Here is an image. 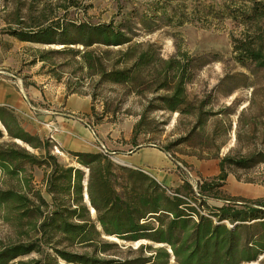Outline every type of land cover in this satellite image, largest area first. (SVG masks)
<instances>
[{
	"label": "trees",
	"instance_id": "16d2710c",
	"mask_svg": "<svg viewBox=\"0 0 264 264\" xmlns=\"http://www.w3.org/2000/svg\"><path fill=\"white\" fill-rule=\"evenodd\" d=\"M59 1L63 10L89 7L77 0ZM203 1L153 0L142 8L138 22L131 20L134 10L117 20L96 23L44 18L31 30L12 29L8 35L19 42L62 46L38 55L40 62L64 56L63 62L46 71L56 82L65 69L93 77L97 88L120 85L140 98V112L128 141L134 149L151 113L176 114L190 121L184 135L166 146L176 148L196 130L201 132L211 117L228 110L212 112L206 108L209 96L195 101L186 93L196 73L212 60L190 55L177 44L168 58L161 59L154 43L135 41L137 32L151 33L157 22L158 29L182 25L207 29L212 21L228 19L252 28L264 19V0ZM229 41L234 64L264 72V40L257 30L230 36ZM225 79L229 78L224 75L216 88ZM68 88L66 84L64 98L75 94ZM21 123L10 108L0 106V220L13 231V240L0 245V264H168L170 259L174 264H248L264 255L263 200L224 199L218 206L205 201L216 198L229 169L264 165V148L240 156L219 157V147L189 154L198 160L215 159L218 168L216 176L196 184V194L184 181L170 189L194 203V208L180 197L168 196V188L143 171L99 153L66 151L72 163H60L51 153L52 140L29 134ZM33 168L42 172L48 201L34 187ZM180 189H186L190 197ZM103 238L123 244L145 242L137 251L148 255L101 257L116 247ZM31 254L35 257L17 260Z\"/></svg>",
	"mask_w": 264,
	"mask_h": 264
},
{
	"label": "rangeland",
	"instance_id": "374dc122",
	"mask_svg": "<svg viewBox=\"0 0 264 264\" xmlns=\"http://www.w3.org/2000/svg\"><path fill=\"white\" fill-rule=\"evenodd\" d=\"M151 1L153 0H77L78 3L89 6L83 11L78 7L63 10L58 7L61 4L59 0H0V84L10 85L20 97L24 96L25 88L28 87L40 92L46 91L48 87L50 92L61 88L64 96L67 84L68 90L75 91L72 95L86 97L89 101V109L85 115H74L75 118L60 116L58 113L68 114L66 111L58 110L62 105L48 102L43 108L54 113L49 114V119L43 120L39 113L34 111V121L27 120L35 127L42 125L46 129L44 125H48L47 130H44L46 132L44 138L52 140L55 147L51 149V153L60 163H72L63 142L74 139V128L83 125L91 134L89 143L95 146L101 144L108 152L121 150L124 153L125 151L134 153L138 148L159 151L164 155L162 160L174 170L180 185L184 181L194 189L197 179L212 178L211 172L217 167V160H198L189 154H200L198 152L202 149L214 150L219 147V157L225 154L240 156L264 148V72L252 67L248 71L234 64L231 61L229 41L230 36L239 37L243 32L256 30L264 40V19L259 20L252 28H246L237 21L228 19L220 22L212 21L207 29L191 25L162 26L158 29L157 22L154 23L157 28L155 31L137 32L135 41L154 43L159 48L158 54L161 59L168 58L177 44L190 55H203L207 56V60H212L196 73L193 81L186 86V93L190 99L195 98V101L209 96V105L206 108L212 112L228 108L223 114L211 117L203 130L201 132L196 130L187 143L168 149L166 146L170 142L184 135L189 127L187 122L190 121L176 114L151 113L146 117L144 125L137 134V149H131V145L128 144L131 132H128L131 131L140 112V98L127 92L120 85L105 84L97 88L93 77H80L78 73H68L65 69L61 70L58 75L59 80L56 82L46 71L52 65L63 62L64 56L53 55L51 60L40 62L38 55L41 51L59 50L62 46L19 42L8 35L9 30H31V26L41 23L44 18H61V16L75 21L96 23L107 22L112 17L117 20L119 15L134 10L131 20L138 22L142 8ZM212 1L220 3L225 0ZM185 4H189V0H185ZM147 22L153 26L152 21ZM74 49L81 48L76 46ZM224 75L229 79L223 80L216 88L218 81ZM64 100L63 97L62 104ZM124 137L128 142L126 145L123 144ZM119 143L123 146L122 149H119ZM110 157L116 163L123 159L119 154H112ZM227 174H229V182H224L217 191L215 199L205 200L207 204L219 205L221 199L264 200V165L258 164L248 170L231 168ZM33 184L41 191L40 176L34 178ZM180 193L190 197L186 189H180ZM11 240H13L12 229L0 220V245ZM103 240L115 243L116 247H111L107 253L100 254L101 257L133 258L137 255H148L145 250L137 251L138 246L145 242L123 244L109 238ZM159 246L153 245V248ZM71 250L80 252L79 249ZM34 257L35 255L31 254L17 260ZM57 264L64 263L58 261ZM168 264L174 263L170 259ZM253 264H264V255Z\"/></svg>",
	"mask_w": 264,
	"mask_h": 264
},
{
	"label": "crops",
	"instance_id": "0c3cea01",
	"mask_svg": "<svg viewBox=\"0 0 264 264\" xmlns=\"http://www.w3.org/2000/svg\"><path fill=\"white\" fill-rule=\"evenodd\" d=\"M63 92L61 88H56L55 92H50V88H46V91H37L34 88H25V94L23 97H20L18 92H16L10 85L8 84H0V106H5L10 108L14 114H16L21 120V127L24 131L28 132L29 134H35L40 138H44L46 134V130L48 125H44L46 129L38 126H34L32 123L28 122L27 120L34 121L35 112L39 113L40 117L43 120H47L50 118L49 114H54L53 112H48L44 109V105L48 102H54V104L62 105L61 108L58 110L66 111L68 114L65 113H58L60 116L68 117V118H75L76 116L85 115L89 109V101L86 97H78L75 95H69L65 97L64 104H62L63 100ZM50 108V107H48ZM35 111V112H34ZM32 112V113H31ZM33 114V115H32ZM55 119L57 117H54ZM67 120V119H64ZM78 120V119H77ZM45 130V131H44ZM131 131L129 130L128 133ZM73 133L75 134L74 139L72 140H65L63 142L64 148L67 151L71 152H90V153H97V146L89 143V138L91 136L90 132L88 131L87 127L85 128L83 125H79L74 128ZM125 137L123 138V144L126 145ZM129 144V143H128ZM130 145V144H129ZM119 143V149H122ZM131 149L133 147L130 146ZM129 152H110V154H119V156H123V159L119 160L121 165L126 167L139 169L146 173L149 177L155 180L159 185L168 188L174 189L180 186V182L178 180L177 175L175 174L172 167L167 166V163L162 160L164 155L161 154L159 151L154 149H147V148H138L134 153ZM202 169H200L201 171ZM218 174V168L212 169L211 176L214 177ZM32 176L33 182L34 178L40 176V187H41V196L48 201L49 197L44 193L43 186L41 184V177L42 172L39 169L33 168L32 169ZM229 174H227L225 181L229 182ZM202 180H208L202 178ZM224 199H221V201ZM243 200V199H237ZM257 200V199H255ZM261 200V199H260ZM264 201V200H263ZM209 205V204H208ZM220 205V204H219ZM211 206H218V205H211ZM92 213V212H91ZM263 256L258 257L256 262ZM256 262L248 263L253 264Z\"/></svg>",
	"mask_w": 264,
	"mask_h": 264
},
{
	"label": "built area",
	"instance_id": "2783aa9c",
	"mask_svg": "<svg viewBox=\"0 0 264 264\" xmlns=\"http://www.w3.org/2000/svg\"><path fill=\"white\" fill-rule=\"evenodd\" d=\"M97 153H99L100 155H102V156H104V157H108V158L111 159V157H110V155H111L110 152H108V151L104 148V146L101 145V144H99V145L97 146ZM199 182H200V180L197 179L196 182H195V187H194V189H192V191H193L194 194L197 193V190H196V184L199 183ZM165 193H166L168 196H177V197H180V198L186 200V201H187L192 207L196 208L194 203H192L191 201L185 199L184 197H182V196L179 195V194H175V193H173V191L170 190V189H166V190H165ZM196 210H197V209H196Z\"/></svg>",
	"mask_w": 264,
	"mask_h": 264
},
{
	"label": "bare ground",
	"instance_id": "6f19581e",
	"mask_svg": "<svg viewBox=\"0 0 264 264\" xmlns=\"http://www.w3.org/2000/svg\"><path fill=\"white\" fill-rule=\"evenodd\" d=\"M93 212V211H92Z\"/></svg>",
	"mask_w": 264,
	"mask_h": 264
},
{
	"label": "water",
	"instance_id": "95a60500",
	"mask_svg": "<svg viewBox=\"0 0 264 264\" xmlns=\"http://www.w3.org/2000/svg\"><path fill=\"white\" fill-rule=\"evenodd\" d=\"M120 164V163H119Z\"/></svg>",
	"mask_w": 264,
	"mask_h": 264
}]
</instances>
